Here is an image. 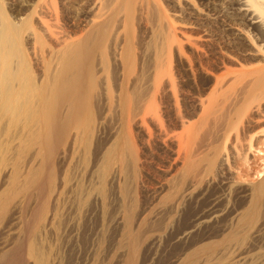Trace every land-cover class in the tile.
Returning a JSON list of instances; mask_svg holds the SVG:
<instances>
[{"label": "bare ground", "instance_id": "6f19581e", "mask_svg": "<svg viewBox=\"0 0 264 264\" xmlns=\"http://www.w3.org/2000/svg\"><path fill=\"white\" fill-rule=\"evenodd\" d=\"M96 101L117 123L113 140L102 143L98 182L113 164L129 168L136 181L139 168L153 161L162 187L171 195L175 190V208L188 199L208 201L201 211L198 203L189 226L180 224L184 240L205 223L229 219L230 233L209 246V264L219 247L233 246L226 263L239 264L249 249L242 248L246 237L254 240L264 223V170L249 181L233 169L236 159L247 170L264 168L262 151L254 149L264 126V0H0V163L3 143L38 137L33 156L41 161L29 169L32 175L45 170L50 180L54 157L71 135L70 145L87 149ZM21 119L30 124L25 140L23 127L15 128ZM17 147L15 156L23 151ZM252 152L258 156L250 161ZM241 175L248 177L247 171ZM230 194L236 206L228 203ZM34 247L43 264L40 246ZM198 255L191 253L184 264ZM247 264H264V253Z\"/></svg>", "mask_w": 264, "mask_h": 264}, {"label": "rangeland", "instance_id": "374dc122", "mask_svg": "<svg viewBox=\"0 0 264 264\" xmlns=\"http://www.w3.org/2000/svg\"><path fill=\"white\" fill-rule=\"evenodd\" d=\"M200 3H202V7L209 11V6H205V1H200ZM176 25L178 27H183L178 23H176ZM100 104L101 103L96 101V104L92 108L94 129L90 137V142L88 141V145H86L87 149H84L82 144H76L75 147L70 145V143L72 144L73 142L71 140L73 136L71 135L68 139L69 144L67 143L64 147L59 149L54 157V164L57 161L59 166L57 163L55 165L60 172H57L58 170L55 169L56 166L54 165L55 167L53 166L54 169L52 171L56 175L51 179H53L52 183L55 181V188L52 187L54 183L49 184L51 179H48L46 174L48 172L42 170L36 174V176L35 174L32 175V170L29 169L35 166L38 167L39 165L37 164H40L39 162L41 161L39 155L36 158L33 156V153L38 150L37 143L40 139L38 137L35 139L34 137L33 139L28 138V140H25L30 125L29 122L21 119V123L19 121V123H16V126L15 124L12 125L15 126V128L19 125L18 128L20 129L23 127L22 133L24 134L25 141H23V139L21 141L18 140V142L15 140L10 143L11 145L9 146H7L8 143H3V149L5 148L4 150L7 153H3L5 160L3 158L2 164L0 163V264H5L6 262H10V264H39L38 258L35 257L37 256L35 250L38 247H34V245L41 247H39L37 253L42 250L40 254L38 253V256L40 258V255H44L43 260L40 258L41 261H44L43 264H129L130 262L133 264H184L186 257L196 252L199 255L193 264H209V254L207 253L209 251V246L221 244L222 240L230 233V220H221L220 224L218 222L216 223L217 225L214 224L211 225V227L209 226V222L205 223L204 226L206 227H201L205 230L199 228L196 233H194L195 236L192 234L189 236L190 238L186 237L187 239L185 238V240L180 232L184 229V226H189L188 224L191 223L193 214L197 212L199 207L200 211L208 207L209 204L207 200L201 199L196 202L194 199H188L187 203L184 202L182 206L175 208V205H173L171 201L175 190L172 188L170 189L173 191H170L173 193L172 196L166 186L168 190L162 187L159 179L160 176L158 175L161 173V168L158 170L153 161L147 164L148 168H139L140 171L136 181L133 179L132 172L129 171V168L121 169L117 167V164H113L110 171L106 174L104 183H99L101 180L98 164L101 154L104 148L113 140V135L116 134L117 130V123L111 109ZM102 113H104L103 116ZM261 130V140L259 144H256L257 146H255L256 148L254 149H257L256 151L261 150L264 155V126ZM71 134H73V132ZM6 136L3 135L1 138L3 139L5 137L4 140H6L9 138ZM2 139L1 141L5 142ZM30 142L31 144H29ZM18 143H20V149L22 148L25 152L21 151L20 155L15 156L16 153L13 151L19 147H17ZM102 143H105L104 148H102ZM61 153H63V155ZM252 154L255 156L251 155L250 161L256 159L258 156L256 152H252ZM234 161L235 168L233 169L235 174L242 180L248 179L249 181H256L258 180L260 170H264V168L260 167L248 168V170H250L248 171L245 167L246 164H244L242 160L236 159ZM17 162L19 164L18 167H16L18 165ZM246 171L248 177L241 175ZM53 172L52 176L54 174ZM29 174L32 175V178ZM154 174L155 178L153 177ZM143 175L144 178H142ZM27 177H29V179ZM56 177L58 180H56ZM30 178L33 181L39 180L42 185H37L36 183L31 184L32 180ZM126 178L127 181L125 182ZM142 179L144 180L142 181ZM29 183L32 186H30ZM20 185L22 186L20 187ZM129 186L132 189H130ZM14 188H16L15 191ZM126 188H129L130 191L134 190V192H130ZM125 192H127V194ZM168 194L170 195L168 196ZM199 201L202 202V204ZM227 201L233 206H236V203L238 204L233 194L227 196ZM232 201L234 204H232ZM165 203L168 204L166 205ZM198 203L200 204L199 207ZM185 204L186 206H183ZM195 207H197V209H195ZM158 213L161 214L158 215ZM164 213L165 217H163ZM184 214H186L187 217ZM127 215L128 219H126ZM184 217H186V219ZM129 218L131 220H129ZM160 219L163 220L160 221ZM181 221L184 222L181 223ZM225 223H228V227ZM221 224L222 226L225 224V226L220 227ZM126 226H128V228ZM174 227L176 229H173ZM219 227L222 230H220ZM260 230L256 236L258 239L255 237L257 241L259 240L258 242L254 241L255 238L254 240L251 239L250 233L249 236L246 237L242 248L248 247L252 250L245 249L246 253L243 254V258L240 259L239 264H245L247 260L248 263L250 257L255 256L257 252L261 254L264 253V223ZM179 233L180 236L177 237ZM134 237L137 239L135 238L136 240H134ZM140 237L142 239H140ZM188 238L190 239L189 244L187 242L189 241ZM192 238L195 239L196 242ZM190 243H192V245ZM250 243L251 245H249ZM245 244L246 246H244ZM236 247L238 248V246ZM132 248H134L135 251ZM226 250H222V248L219 247L216 251L217 255L214 254L211 259V264H227L226 262L235 254L234 250L236 249L235 246H233V248L229 247ZM132 253L133 255L135 253L136 256H131Z\"/></svg>", "mask_w": 264, "mask_h": 264}]
</instances>
